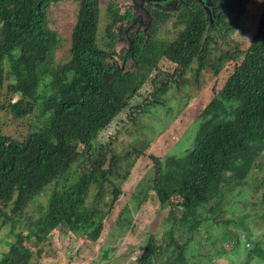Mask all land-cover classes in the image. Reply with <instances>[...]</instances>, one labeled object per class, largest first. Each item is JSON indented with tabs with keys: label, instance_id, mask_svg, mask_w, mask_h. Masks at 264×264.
Listing matches in <instances>:
<instances>
[{
	"label": "trees",
	"instance_id": "1",
	"mask_svg": "<svg viewBox=\"0 0 264 264\" xmlns=\"http://www.w3.org/2000/svg\"><path fill=\"white\" fill-rule=\"evenodd\" d=\"M57 1L0 0V88L9 80L10 96L0 102V111L10 109L22 121L33 118L28 133L19 138L0 130V231L9 225L15 236L0 264H42L44 245L56 229L98 241L106 216L123 193L122 184L142 156L149 158L151 170L145 184L139 182L138 205L150 196L168 204L170 226L160 241L148 238L138 264H199L204 254L211 260L214 252H188L206 226L217 236L208 233L207 241L212 240L217 257L224 256L225 244H240L242 238L228 224L232 220L214 232V224L219 225L216 207L229 203L227 196L233 197L264 157V0L258 1L255 28L244 47L228 36L241 26L255 0H208L206 6L180 11L147 5L146 11L125 9L110 1L101 37L100 0H76L67 63L71 69L61 80L53 62L60 37L49 29L47 11ZM137 15L144 23L135 22ZM169 22L176 35L165 39L161 32ZM164 59L175 64L166 73L167 82L157 79ZM206 69L227 75L219 95L201 110L196 142L185 155L163 157L139 146L118 155L109 143H97L101 131L130 106L148 80L156 85L149 105H157L170 87L193 86ZM190 71L195 80L187 76ZM15 95L18 99L11 100ZM253 185L258 192L264 178ZM48 191L43 204L39 196ZM176 194L193 200L181 209L173 201ZM33 205L37 217L26 230H16ZM249 225L240 224L247 228V238ZM27 242H34V248ZM110 251L102 248L100 258L109 261ZM260 255L264 259V252Z\"/></svg>",
	"mask_w": 264,
	"mask_h": 264
},
{
	"label": "rangeland",
	"instance_id": "2",
	"mask_svg": "<svg viewBox=\"0 0 264 264\" xmlns=\"http://www.w3.org/2000/svg\"><path fill=\"white\" fill-rule=\"evenodd\" d=\"M110 1L116 2L123 8L128 2L127 0H100V37L104 34L106 27L107 7ZM258 1L251 2L249 15H245L241 20V26L231 36H228V39H231L233 43H239L242 47L247 45V40L255 28V14L253 13L257 10ZM47 11L48 27L56 31L60 37L59 47L55 51L53 61L57 63V77L60 80L66 79L71 69L67 63L70 59L71 33L77 17L78 2L76 0H59L51 3ZM175 35L176 30L173 29L172 23H167L161 32V37L172 39ZM160 64L163 71L159 73L157 79L167 82L168 75L166 73L172 72L175 64L165 59ZM225 75L227 72L216 75L206 69L203 71L200 81L197 82L193 72L190 71L187 76L195 80V85L181 89L173 85L161 95L163 103L157 105H149L156 85L148 80L131 101L130 106L119 114L106 129L101 131L97 143H109L118 155H123L134 146L144 147L148 154L153 153L163 157L169 154L185 155L196 142L200 123L199 114L214 96L219 95L218 91L224 84ZM8 82L9 80H6L5 86L0 88V102L7 101L10 97L7 89ZM18 97L15 95L10 99L16 101ZM187 98L189 101L185 104ZM31 120H33L31 116L24 121L19 120L13 116L10 109L3 108L0 111V130L5 134L19 138L28 133ZM259 161L260 167L252 170L248 181L236 190V195L233 192V197H230V194L227 196L230 200L229 203L216 207L219 225L214 224V232L218 233L220 227L225 226L226 220H232L228 224L242 238L241 243L237 244L230 240L225 244L228 253L217 257L212 240L207 241L208 233L214 235L213 229L211 230L208 226L203 227L196 240L188 246V252L197 253L199 250L206 254L207 251L214 252V254L211 260L204 254L200 257L199 264H228L230 260H233L235 264H264V259L260 255L264 252V185L258 192H254L252 189L253 184H258L264 178V157ZM149 162L147 156H142L135 161L129 179L122 184L123 193L116 201L113 210L105 218L104 228L98 241L89 240L86 236H77L66 229H56L52 232L49 243L44 245L42 264L104 263L106 261L102 260L100 256L102 248L105 247L111 249V258L106 262L107 264H138L137 257L147 244L148 238L154 235L160 241L170 226L168 204H161L158 198L150 196L141 206L138 205L136 194L141 187L139 182L147 179L146 173L151 170ZM143 183L145 184V182ZM245 192L246 196L243 195ZM153 193L151 192V194ZM49 195L50 191L43 193L39 196V200L46 204ZM192 200L193 198L189 194H176L173 197L174 203L181 209H186ZM30 213L31 218H28ZM243 214L246 216L239 219V216ZM37 215V208L33 205L24 215L25 220L20 225H16L15 229L26 230L30 221ZM125 219L130 224H127ZM241 221L250 224L248 238L243 235L247 228L240 229ZM252 239L255 242L249 243V240ZM14 240L15 236L11 226L8 225L0 231V260L9 249L10 242ZM27 244L34 248V242H27ZM252 250H258L260 254L257 252L251 257Z\"/></svg>",
	"mask_w": 264,
	"mask_h": 264
},
{
	"label": "flooded vegetation",
	"instance_id": "3",
	"mask_svg": "<svg viewBox=\"0 0 264 264\" xmlns=\"http://www.w3.org/2000/svg\"><path fill=\"white\" fill-rule=\"evenodd\" d=\"M127 5L125 6V9L127 8H133V9H144L147 10L145 5L152 6L156 10H162V11H180L184 8H194L195 4H201V5H207L208 0H127ZM218 10V8H215ZM139 21L142 23L143 18L141 15H137L135 17V22ZM144 23V21H143Z\"/></svg>",
	"mask_w": 264,
	"mask_h": 264
}]
</instances>
